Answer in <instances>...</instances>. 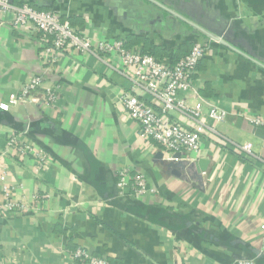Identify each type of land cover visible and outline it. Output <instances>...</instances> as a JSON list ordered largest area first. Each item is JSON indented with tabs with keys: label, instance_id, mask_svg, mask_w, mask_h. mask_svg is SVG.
Masks as SVG:
<instances>
[{
	"label": "crops",
	"instance_id": "0c3cea01",
	"mask_svg": "<svg viewBox=\"0 0 264 264\" xmlns=\"http://www.w3.org/2000/svg\"><path fill=\"white\" fill-rule=\"evenodd\" d=\"M11 1L52 12L93 41L152 47L168 66L186 44L204 47L189 104L229 115L206 128L195 162L170 159L128 116L130 82L116 60L62 55L46 64L44 36L4 15L0 105L32 79L42 100L0 109V206L5 186L19 205L0 212V264H86L73 256L79 249L108 264H264V139L247 120H264V0ZM45 90H55L53 102ZM17 133L46 154V167L5 151Z\"/></svg>",
	"mask_w": 264,
	"mask_h": 264
},
{
	"label": "built area",
	"instance_id": "2783aa9c",
	"mask_svg": "<svg viewBox=\"0 0 264 264\" xmlns=\"http://www.w3.org/2000/svg\"><path fill=\"white\" fill-rule=\"evenodd\" d=\"M10 12L16 14L13 21L15 28L30 25L44 36L45 40L39 44V49L42 50L41 55L46 64L55 65L62 55L96 57L100 53L116 60L121 74L130 82L129 91L122 97L128 116L141 125L146 138L161 145L170 159L195 162L197 159L193 155L201 156V141L206 128L210 124L222 125L228 119L229 113L214 105L208 106V112H203L200 105L193 107L189 104L191 97L198 96L194 76L205 55L204 47L198 44L193 46L187 57L170 67L152 56L127 50L121 40L93 41L75 31L69 21L52 12L38 11L29 5L16 7L11 0H0V21ZM40 89L41 80L32 79L21 88L19 94H11L8 102L0 105V109L7 112L12 106L26 101L40 103ZM45 92L46 100L53 102L56 98L55 90ZM179 114L192 122V129H186L179 123L176 117ZM247 120L254 130H264L263 119L247 117ZM244 149L250 153L252 146L247 145ZM5 151L20 158L31 157L41 167L47 165L46 154L21 133L8 137ZM133 182L134 193L137 196L144 194L145 177L138 175ZM4 199L0 212L11 213L19 207L13 202V193L7 186L4 187ZM73 256L86 264H108L106 260L93 257L80 249Z\"/></svg>",
	"mask_w": 264,
	"mask_h": 264
},
{
	"label": "trees",
	"instance_id": "16d2710c",
	"mask_svg": "<svg viewBox=\"0 0 264 264\" xmlns=\"http://www.w3.org/2000/svg\"><path fill=\"white\" fill-rule=\"evenodd\" d=\"M137 42V41H136ZM141 43H144L143 41H140ZM125 44V47L127 50H130V46L129 44L130 43H124ZM191 45H188L186 44L184 47H182V49L179 51V53L176 55V57L174 58V62L171 64L170 67H174L180 60L184 59L185 57H187L193 47L191 48V51H188V48H190ZM142 54H145V55H149V56H152L154 57L155 59H157L159 62L163 63L161 61V56H159V52L156 51V49L152 48V47H149L148 49L144 50V52ZM160 59V60H159ZM201 63V62H200ZM199 67V65H198ZM198 70V69H197ZM195 77V76H194Z\"/></svg>",
	"mask_w": 264,
	"mask_h": 264
},
{
	"label": "water",
	"instance_id": "95a60500",
	"mask_svg": "<svg viewBox=\"0 0 264 264\" xmlns=\"http://www.w3.org/2000/svg\"><path fill=\"white\" fill-rule=\"evenodd\" d=\"M12 3V1H11ZM254 133L256 134L257 137L264 139V130L261 129H255ZM208 161L207 160H200L198 162V166L200 168V172H205L207 169Z\"/></svg>",
	"mask_w": 264,
	"mask_h": 264
}]
</instances>
